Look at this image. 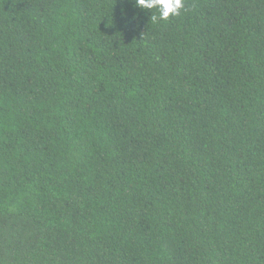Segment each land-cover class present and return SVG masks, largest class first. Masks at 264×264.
Returning a JSON list of instances; mask_svg holds the SVG:
<instances>
[{
    "label": "trees",
    "instance_id": "1",
    "mask_svg": "<svg viewBox=\"0 0 264 264\" xmlns=\"http://www.w3.org/2000/svg\"><path fill=\"white\" fill-rule=\"evenodd\" d=\"M0 264H264V0H0Z\"/></svg>",
    "mask_w": 264,
    "mask_h": 264
},
{
    "label": "clouds",
    "instance_id": "2",
    "mask_svg": "<svg viewBox=\"0 0 264 264\" xmlns=\"http://www.w3.org/2000/svg\"><path fill=\"white\" fill-rule=\"evenodd\" d=\"M135 6L150 10L153 21H168L185 10V0H135ZM152 10H155L154 14Z\"/></svg>",
    "mask_w": 264,
    "mask_h": 264
}]
</instances>
